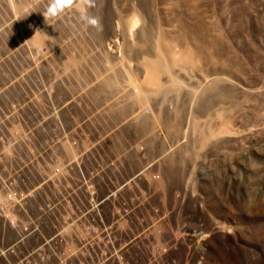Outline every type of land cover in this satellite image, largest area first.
I'll use <instances>...</instances> for the list:
<instances>
[{"label":"rangeland","instance_id":"374dc122","mask_svg":"<svg viewBox=\"0 0 264 264\" xmlns=\"http://www.w3.org/2000/svg\"><path fill=\"white\" fill-rule=\"evenodd\" d=\"M48 4L0 0V172L57 105L127 264H264V0H96L102 30Z\"/></svg>","mask_w":264,"mask_h":264},{"label":"built area","instance_id":"2783aa9c","mask_svg":"<svg viewBox=\"0 0 264 264\" xmlns=\"http://www.w3.org/2000/svg\"><path fill=\"white\" fill-rule=\"evenodd\" d=\"M44 94L48 106L50 93L44 89ZM48 110L51 115L41 116L35 127H42L50 120L51 127L60 136L54 147L48 146L37 160L33 156L34 147L47 143L34 146L36 141L26 129L27 157L19 159L24 170H14L17 166L14 156L19 157L22 151L16 146L12 150L14 156L8 155L4 170L0 172V218L8 223L15 237L11 244L0 247L1 258L5 264H127L124 253L128 244H115L112 226L102 219L93 185L90 179H83L82 170L76 163L78 154L71 150L69 140H65L67 132H64L62 120L53 115L60 114L61 108L56 105ZM2 118L0 126L5 123L12 129L13 124L20 126L18 119ZM77 128L73 125L70 132H77ZM3 144L0 139V145ZM65 146H68L67 154ZM65 155L69 161L64 166ZM29 156L33 159L29 160ZM43 184L48 186L46 191L42 190ZM81 188L86 189L83 198L76 193ZM33 206L34 214L31 213Z\"/></svg>","mask_w":264,"mask_h":264},{"label":"clouds","instance_id":"9594fccd","mask_svg":"<svg viewBox=\"0 0 264 264\" xmlns=\"http://www.w3.org/2000/svg\"><path fill=\"white\" fill-rule=\"evenodd\" d=\"M77 3V0H49V4L44 14L48 19L61 16L68 10H71ZM82 13L80 19L86 27H92L102 30L100 18L90 13V9L96 7V0H79Z\"/></svg>","mask_w":264,"mask_h":264}]
</instances>
